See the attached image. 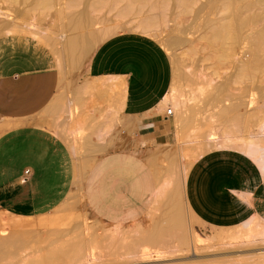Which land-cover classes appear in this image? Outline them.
Masks as SVG:
<instances>
[{"label":"crops","instance_id":"1","mask_svg":"<svg viewBox=\"0 0 264 264\" xmlns=\"http://www.w3.org/2000/svg\"><path fill=\"white\" fill-rule=\"evenodd\" d=\"M39 48L21 62L0 55V218L35 224L26 232L43 254L50 245L70 250L77 243L87 254L101 250L104 237L106 249L115 250L116 228L140 233L143 226L151 234L160 181H171L162 153L176 136L161 107L169 91L159 99L134 86L171 84L170 60L161 52L110 51L102 44L81 70L67 73ZM231 151L209 152L190 168L182 185L186 235L191 223L214 233L251 219L264 226V174L242 152ZM154 154L161 155V178ZM181 248L187 245L171 250Z\"/></svg>","mask_w":264,"mask_h":264},{"label":"rangeland","instance_id":"2","mask_svg":"<svg viewBox=\"0 0 264 264\" xmlns=\"http://www.w3.org/2000/svg\"><path fill=\"white\" fill-rule=\"evenodd\" d=\"M92 1L93 0H89V2ZM129 1L131 0L119 1L118 2L119 4L113 7L115 8L114 10L113 8H111V10L104 8L103 12H101L102 14H99L100 13L99 9L94 10L93 12L94 16L97 17L99 16L105 21L109 20L107 21L109 23L112 22L117 23L118 21H120V24L122 26L120 29L121 31L119 30L116 34L109 37L108 40H105V42L101 43V45L104 44L105 46H108L110 51L116 48H119V51H123V49L126 50L135 47V48H140L141 50L149 53L150 55H154L156 53L161 52L164 58L170 60L172 64V69H173V61L175 59L178 61V63L181 64L183 70L181 75L182 78L181 77L180 79L177 78L179 80V81L177 80V82L178 83L180 82L179 88L180 87L182 88L181 91L184 92L186 98L189 99L188 104L190 105V109L192 110H190L188 116H190L191 118L189 117L188 120H186L185 124L187 125L186 126L187 128L184 129V131L181 133V136L175 135L176 140L172 139L174 145H172V147H169V149H167L165 152L162 153V156L164 158L166 157V162H165L166 167H168L170 162H175L174 164L175 166H177L176 167L178 174L177 178L179 179L181 184L184 185L185 182V178H184L185 165L192 167V163H193L194 164L193 167H196L198 164V160L203 155H208L209 152L215 150H224L223 147L225 146L227 140H231V141L234 140L236 144L241 145L243 141H250L259 138L260 140H262L260 149L261 151H264V132L261 131L259 128L261 124H264V74L258 76V79L254 85L252 84L251 86L250 85L242 86V85L233 84L231 86V93L232 94L235 93L233 95L234 97L238 94L239 95V96L237 95L238 97L248 96L250 99L249 100L250 106L248 107V110H249L251 124L248 132H243L236 135L233 134V136H228L227 135L229 130L228 125L226 123H223V121L219 120L217 116L216 117L214 116L215 110L218 107L217 104L212 101L210 102H212L213 105L211 103L206 102L205 98H203L204 95L203 94L202 96L200 95L201 88L207 87V82H210L211 81L210 79L217 81V79L219 80L220 77H226L229 75H231L233 80L235 79L236 69L234 64H228V65L225 64L224 65L225 67L223 65L217 66L214 63L216 54H214L208 48V40H207L209 35L208 33L212 27L206 25L205 23L206 19L209 20L211 19L213 22H216L217 20L220 19V16L216 13L207 15L206 11L211 6L220 5L224 0H195L196 3L194 2L195 4L190 6L192 7L193 10L190 7H189L190 10L188 8H185L188 10H185L183 8L185 11L184 10L182 11L181 10L182 7L180 6L178 8L177 6L178 3L174 2V1L178 2V0H174V1L172 0V2L169 1L170 4L172 3L171 5L166 3L164 5L159 6L155 10H151V7H153V3L155 2L154 0H153L154 2H152V0H148L149 2L147 0L146 1L142 0V2L141 0L138 1L134 0L135 1L134 4L138 6V8L140 9V11L138 10L139 12H137L138 14L137 16L134 15L130 16L131 14L125 11L126 9H124V7H126ZM256 1L257 0H255V2ZM137 2H139L138 5ZM150 2H152V6L150 5ZM24 3L25 5H23ZM29 3L31 4V2L29 1L23 2V4L18 2L15 5V3L13 2L11 3L10 0H0V21L3 22L7 21L8 23L7 22L6 23L9 24L8 27H10L12 24V28L17 27L16 29L13 30L19 31L14 33H7L6 32L7 30L0 29V55L7 54L13 59L21 62L22 60H25L23 56L26 55V53L32 55L37 53L38 50L37 46L39 43L40 45L39 53H41L42 49L44 48L45 50L43 51V53L45 55V58L47 59L49 58V56H51L52 58V55H54L56 57L55 58L56 60L57 59L56 50L57 48H60L58 43L61 41V36H62L61 31H63L61 24L63 22H61L62 21L60 20L61 18L56 15L59 14L58 12L61 9L64 10L67 9L68 0H61L60 2L58 0V3L57 0H55L54 3L52 4V6L53 5L54 6L53 7L51 6V8L48 10L49 13L45 12L48 15L40 13L41 10L35 11L34 8H33L34 10L33 9L31 10L32 5H29ZM123 3H125L124 7L122 8L123 9L122 14L124 17L118 19L117 11L115 10H118V6L123 5ZM175 3L177 4L176 5L177 8L175 6ZM20 4H22L23 6ZM147 4L151 7L149 8ZM139 5L143 7V11H142V7H139ZM161 7L165 8V11ZM79 8L82 9L83 5ZM199 11L201 16L199 14ZM140 12L143 14L141 15ZM202 12L205 13L203 17H202ZM164 15L166 16V19ZM144 16L146 20L151 19V22L152 20L153 21L155 20V22L153 23L155 24L157 23L155 29H153L154 32L158 30L157 28L160 27L159 28L160 31H158V33L157 31L155 32L156 36L154 35L153 31L151 33H146L139 30V28H137L136 23L140 22L141 20H145L143 18ZM160 16L163 18H161ZM161 19L163 20V22ZM99 22L100 21H97L96 25L94 24L93 28L92 27L91 28L93 30L95 29L98 30V28L100 27L98 24ZM262 24L263 23L260 22L258 26L260 27L262 26ZM123 29L125 30V33ZM131 30H133L134 32ZM39 34L41 35V37L44 35L45 37L48 36L46 40L54 39L55 41L49 40V42L50 43L52 42L55 45L54 46H52V44L50 45L48 41H44L45 39L40 40L41 38L39 37ZM157 34H159L160 36ZM162 37L171 38L173 41L176 40L178 45L173 47L174 49L170 48L167 50V48H165V46L163 45L164 43L161 42L163 41ZM99 47L100 45L93 51V53L89 56V58L91 56H94L96 50L99 49ZM244 47L245 45L243 44L239 48H237L235 56H241L244 51ZM89 58L87 59V61L89 60ZM86 63H84V65ZM216 66L219 67V69ZM215 73H218L217 74L218 77L216 76ZM173 77H174V72L172 79ZM127 81H129L127 85L129 86L131 82L129 80V77L128 79H126V82ZM126 82H125V86H126ZM171 84L169 85L167 84L164 88L160 87L161 89L159 87L158 89H156L155 87L156 84H152V83H147V85L143 83H138L135 86L134 85L133 86L135 88L134 90L135 92L142 90L146 92L148 91V93L155 94V96L161 99L162 97L165 96V94L168 93ZM214 104L217 106L215 110L214 107H212L215 106ZM256 107L257 108L259 107L258 112L253 111L256 109ZM173 114L170 115L169 118L172 123V128L175 129L174 126L176 123L173 122L174 121ZM171 133L172 132H170L169 135L172 137L173 134ZM234 141L231 142V144H235ZM150 146L151 143H148L147 148L143 150L144 152L142 154H144V156H147V153L150 152ZM231 153H235L231 155H237L240 152L233 150L231 151ZM168 156L170 158H168ZM160 157L161 155L158 156V154H154L150 157L153 168H155V166L159 168L158 163L155 162L156 161L158 162V158L160 159ZM174 159L176 160L174 161ZM159 170L161 171L160 174L163 175V171L160 168ZM165 173L167 174V168L165 170ZM184 211H186L185 203H184ZM192 221L193 220H191L190 222ZM146 222L147 220L145 219L144 223ZM31 225H35V224L32 223L30 224L28 223V221L27 222L23 221L21 220V218L14 215L10 217L8 222H6V220H4L3 218H0V236H3L5 234L6 235L8 234L13 235L16 233L20 234V232L22 233L23 231L26 232V228ZM151 226H152L151 218H149L148 227ZM190 230L191 231H189L186 235L187 249L181 248L183 252H179L175 254L171 249L174 248V245H177L178 243H173L171 241L169 243H165L162 245H147L146 243H144V245L141 246L139 249L141 252L151 251L156 254L152 258L153 261L152 264H160L161 262L167 264H264V243L260 241L254 243H245L247 242V240H250L249 238L250 232L246 228H243L242 225L236 229L222 228L218 230L216 233H214L212 230L201 229V228L195 229L193 223H191ZM147 234L148 233L145 232L143 226H141L138 237L144 241L147 237L151 235L148 234L147 236ZM185 234H186V230H185ZM255 235H257V232L256 233L254 232V236ZM257 237L258 238L260 237L259 234L257 235ZM114 239L117 240V244L115 246V248L117 249L107 250L106 249L107 238L104 237L103 239L104 244H102L101 247L103 248L101 250L89 251L87 254H85V251L82 246L81 249L82 254L79 257H77L73 263L70 264H119L120 257L122 256V254L129 253L131 251V249L125 248L124 246L128 245L132 240L136 239V233H134L133 228L126 229L125 231L120 228H116L112 236V240ZM29 242L30 243H28L22 250H19L17 253L15 252L16 254L15 253L13 255L8 254V255H4V257L3 254H0V264L64 263L60 260L50 263L47 262V254L49 251L54 249L56 250H64V249L55 248L52 245H50L49 248L45 250L43 254V250L39 249L42 247V245L38 246L36 244L35 236H33L31 241ZM109 255H118L119 257L117 260L115 259L108 261L105 259V257H108ZM90 260L91 262H89Z\"/></svg>","mask_w":264,"mask_h":264},{"label":"bare ground","instance_id":"3","mask_svg":"<svg viewBox=\"0 0 264 264\" xmlns=\"http://www.w3.org/2000/svg\"><path fill=\"white\" fill-rule=\"evenodd\" d=\"M10 1L11 3L12 2L15 3V5L18 2L23 4V2L29 1L31 2V4L29 3V5H32V8L30 7L31 10L34 8L35 11L41 10L40 13L47 14L45 12H48V10L51 8L55 0H10ZM60 1L61 0H59V2ZM119 1L121 0H112V1L93 0L92 2H89V0H68L67 9L65 10L61 9L62 11L60 10L58 12L59 14H57L56 12L57 14L56 16L60 17L61 19L60 18L59 19L62 20L61 22H63L61 23L63 28L62 29L63 31H61L62 32L61 41L58 43L60 48H57L56 50L57 62L62 72L68 73L70 70L77 71L78 69H80L84 65L85 61L89 58V56L93 53V51L99 45H101V43L105 42V40H108L109 37L113 36L121 29L122 26L120 24V21H118L117 23L114 22L115 24L112 22L113 23L112 24L107 22L109 20L105 21L99 16L98 17L94 16L93 13L94 10L97 9H99L100 11L99 14H102L101 12H103L104 8L111 10V8L115 7V5L119 4L118 3ZM154 1L152 0V2H154L153 7H151L152 2H150L151 6L148 5L149 3L147 4L149 8L151 7V10H155L159 6L164 5L166 3L170 4L169 1L172 2V0H154ZM134 2H135L134 0L129 1L126 7H124V5L127 2L123 3V5L118 6V10H115L117 11L118 19L124 17L122 14L123 7L124 9H126L125 11L127 13L131 14L130 16L138 15L137 12H139L140 9L138 8V6L134 4ZM139 2H137V5ZM174 2L178 3V5L175 3V6L177 5L178 8L179 6L182 7L181 8L182 11L185 8L189 9L190 6L196 3L195 0H178V2L177 1ZM23 5H25V3ZM82 5L83 8L80 9L79 7H81ZM139 7L142 6L139 5ZM190 8L192 9V7ZM114 9L115 8H113V10ZM162 9L165 11V8ZM142 11H143V7H142ZM212 13L218 14L220 16V19L217 21L215 20L216 22H213L211 19L210 20L206 19L205 22L206 25L212 27L208 33L209 34L207 39L208 48L210 49V51L216 54L214 63L217 66L218 65L224 66L225 64L227 65L234 64L236 69V74L234 80L231 77V75L226 77H220V79L219 80L217 79V81L210 79L211 81L209 80L210 82H207V87L201 88L200 95L201 96L202 94L204 95L203 98H205L206 102L211 103L212 105H213L212 102L217 104L218 107L215 104H214L215 106H212L214 107V110L217 107L214 116L215 117L217 116L219 120L223 121V123H226L228 125L229 130L227 135L233 136V134L236 135L243 132H248L251 122H250V115L248 110V107L250 106L249 97L248 96L238 97L239 96L238 94H237L238 96L236 95L234 97L233 95L235 93L234 94L231 93V86L233 84L242 85V86H247V85L251 86L252 84L254 85L258 79V76L264 74V0H257L256 2L255 0H224L220 5L211 6L206 11L207 15ZM142 14L143 13H141V15ZM204 14L205 13L202 12V17L204 16ZM145 16L143 17L144 19ZM97 21H100L98 23L100 27L98 28V30L97 29L93 30L92 29L93 25L94 24L96 25ZM4 22L6 23L7 21ZM4 22L0 21L1 30H7L6 31L7 33L19 32L13 30L16 29L17 27L12 28V24H11L10 26L11 29H10V27H8L9 24H7L8 22L6 24ZM153 22H155V20L154 21L152 20L151 22V19L150 20L145 19L136 23V26L137 28H139V30L143 32L151 33L157 25V23L155 24ZM260 22H262L263 24L262 26L259 27L258 24ZM159 28H157L158 30H156L157 33L158 31H160ZM155 32L154 35L156 36ZM39 37L41 38L40 40L45 39L44 41H48V42L49 40L55 41L54 39L46 40L48 36L45 37V35L41 37V35L39 34ZM162 40L163 41L161 42L164 43L163 45L165 46V48H167V50L170 48L172 49L173 47L178 45L176 40L173 41L171 38L162 37ZM51 44L52 46L55 45L52 42L50 43V45ZM243 44L245 45V47L242 55L235 56L236 49ZM217 68L219 69V67ZM182 71L183 70L181 64L178 63V61L175 59L173 61L174 77L172 79V84L169 90V94L161 106L162 109H164L163 112L165 114L167 113L169 108L174 109L173 122L176 123L174 126L175 127L174 131L176 136H181V133L184 131L185 128H187L185 122L190 117L188 116V114L190 110H192L190 109V105L188 104L189 99H187L184 92L181 91L182 88L181 87L179 88L180 82L179 83L177 82L178 80L177 78L180 79L182 75ZM215 74L217 76L218 73ZM258 110L259 107L258 108L256 107V109L253 111L258 112ZM259 128L261 131L264 132V124H261ZM230 141L231 140L226 141L225 146L223 147L224 149H233L242 152L251 161V163L254 162L258 166L260 171L264 174V151H261L260 149L262 140L256 138L250 141H243L241 145L236 144L234 140L233 141L235 144H231V142L233 141L231 142ZM168 158L170 157L168 156ZM175 160L176 159H174V161ZM155 163H157V161ZM174 163L175 162H170V164L167 167V175L169 176L168 178H170L169 180L171 181L167 182L166 179H164L163 181L161 179L160 181L157 197L154 200L155 212H153L154 216L151 217L152 233L149 232L151 233V235L143 241L138 237L139 230H137L136 239L132 240L128 245L124 246L125 248L131 249V251L129 253L122 254V256L120 257L119 264H152L153 263L152 258L156 254L151 251L141 252L139 248L143 246L144 243H146L147 245H162L165 243H169L171 241L173 243H178L183 246L187 244V239L185 234L186 223L184 222V218H183L185 217L184 216L185 211H184V201L182 195V184L177 178L178 176L176 169L177 166H175ZM155 168L154 169L159 175L161 171L159 170L158 167L155 166ZM190 168H191L190 166L187 165L184 166L185 179ZM251 220L244 222L242 225L243 228H246L250 232L249 235L250 240H247V242L245 243H254L257 241L264 243V226L261 225V223L259 224V220L258 223L252 222ZM254 232L255 233L257 232V235L259 234L260 237L258 238L257 235H255L257 237L256 238L254 236ZM73 235H75V233ZM32 238L33 236L31 234L28 235L27 232L24 231L22 233L20 232V234L17 233L13 235L5 234L3 236H0V254H3V257L4 255H8V254L13 255L15 252L17 253L19 250H22L28 243H30L29 241H31ZM77 244L76 245L70 244L71 249L67 251L56 250V249L49 251L47 254V262L50 263L60 260L64 263L66 262L73 263L76 260V258L82 254V250H81L82 245L79 244L77 245ZM116 244H117V240L116 239L112 240V245H114V247L116 246ZM89 262H91V260Z\"/></svg>","mask_w":264,"mask_h":264},{"label":"built area","instance_id":"4","mask_svg":"<svg viewBox=\"0 0 264 264\" xmlns=\"http://www.w3.org/2000/svg\"><path fill=\"white\" fill-rule=\"evenodd\" d=\"M166 114L168 116L172 115L173 114V109L172 108H169Z\"/></svg>","mask_w":264,"mask_h":264}]
</instances>
